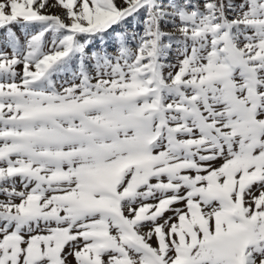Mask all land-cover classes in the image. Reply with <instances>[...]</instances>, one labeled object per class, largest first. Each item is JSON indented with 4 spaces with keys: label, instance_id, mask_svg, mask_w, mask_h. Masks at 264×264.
Segmentation results:
<instances>
[{
    "label": "snow or ice",
    "instance_id": "snow-or-ice-1",
    "mask_svg": "<svg viewBox=\"0 0 264 264\" xmlns=\"http://www.w3.org/2000/svg\"><path fill=\"white\" fill-rule=\"evenodd\" d=\"M0 264H264V0H0Z\"/></svg>",
    "mask_w": 264,
    "mask_h": 264
}]
</instances>
